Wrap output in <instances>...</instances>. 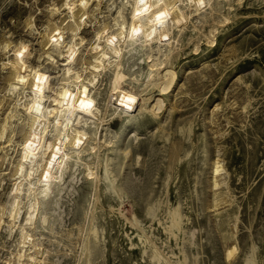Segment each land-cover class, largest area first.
<instances>
[{"label":"rangeland","instance_id":"1","mask_svg":"<svg viewBox=\"0 0 264 264\" xmlns=\"http://www.w3.org/2000/svg\"><path fill=\"white\" fill-rule=\"evenodd\" d=\"M131 1L100 0L94 15L85 18L79 31L83 42L74 53L73 66L81 73L75 78L78 86L90 76L80 63L92 60L96 32L107 26L113 33L119 9L128 22ZM61 2L0 0V134L5 126L0 138V264H33L27 255L41 264H264V0H212L200 16L191 14L156 56L176 74L167 94L146 87L147 49L131 45L124 51L123 88L140 100L150 99V106L160 97L157 113L141 114L132 107L114 113L113 67L106 66L92 90L101 122L83 126L94 143L77 160L54 161L37 194L34 228L27 229L30 245L22 247L20 223L33 195L22 186L14 224L7 213L28 126L27 112L22 106L14 109V102L25 100L29 106L32 99L27 89H9L7 63L19 53L24 67L39 66L46 76L43 98L57 87L64 58L48 49L55 59L47 61L42 36L54 25L71 22ZM18 44L22 47L16 52ZM166 52L177 58L168 59ZM125 114L131 119L127 123ZM18 253L25 254L22 261Z\"/></svg>","mask_w":264,"mask_h":264},{"label":"bare ground","instance_id":"2","mask_svg":"<svg viewBox=\"0 0 264 264\" xmlns=\"http://www.w3.org/2000/svg\"><path fill=\"white\" fill-rule=\"evenodd\" d=\"M127 1L128 0H122L124 4H126ZM211 1L212 0H132L131 4H129L131 17L128 22H125L122 16V10L119 9L114 21V25H116L115 31L113 33H108L107 26H104L96 32V42L90 47L93 51L92 60H83V62L80 63L81 71L87 68V70L90 71V76L88 78L84 77L82 86H78L75 78L79 77L78 74L80 72L74 68L73 63L76 59L74 53L78 49L79 44L83 42V39L79 37V31L81 26L84 25L85 18L87 17L88 20V16L94 15L97 11L100 0H63V2H61V7L68 10L71 22L65 25V27H63V25L60 26V24L59 26H52L49 31L46 29L47 32L43 33L42 37L44 47L46 48L47 46L44 51V58L47 61L53 62L55 58H52L48 49L56 50L59 57L64 58L63 61L65 64L63 65L65 68L63 69L60 83L57 84L56 88L51 87L49 90L50 93L45 96V98H43L44 95L42 94V90L46 76L40 71L39 66L24 67L19 53L13 60L8 61L9 71H11L9 89L11 91H16L21 88L23 92L27 89L30 91L27 95L32 99L29 106H26L27 104L24 99L22 102L21 100L14 102V109H16L17 106H22L24 111L27 112V114H25L28 116V126L27 130L23 128L26 132L21 140L20 158L14 172V176H16L18 181L14 184L12 201L7 213V217H9L13 223L18 218L20 211V197L23 192L22 186L26 185L25 193L27 195H33L26 212V217L24 216L25 218L21 222L22 224L20 223L19 235L22 247H25L24 245L31 241V235L27 232V229L31 230L34 228L39 204L37 194L47 184V179L53 168L54 161L57 159L67 161L72 158L77 160L84 152V149L90 147L94 143H89L92 138L88 136L83 126L91 120H99V122H101V118L97 116L99 110L95 106L96 104L94 103L92 95V90L101 72L105 71L106 66L113 67L112 74L114 80L111 88L112 98L110 104L114 106V113L122 115L127 112L126 109L131 107L141 114H149L150 112L157 113L154 112V110L159 111L162 107V100L160 97L156 98L155 102H152L153 104L150 106L147 102L150 99L142 98L140 100V98H138L139 95L134 93V91L123 88L122 83L125 81L126 77L120 67L121 57L124 51L131 45L147 49L148 55L146 57L150 59L148 61L150 72L147 74L149 81L147 80L148 84L146 83V87L157 90L160 95L167 94L174 84L176 74L173 70L166 68L164 60H160L156 56L161 52V47L171 44L174 31L179 32L182 25L187 22L191 14L199 15L202 9L211 6ZM90 2L92 3L89 5ZM93 2L96 3L94 4ZM181 6L188 9L189 13L184 11ZM52 11L56 12L58 8L53 7ZM212 32L213 30L210 31V34ZM67 34L69 39L66 38ZM201 37L202 36H200V38ZM76 40H79V42H76ZM207 42H212L210 36L207 37ZM7 47L10 46H4L5 49ZM21 47L22 45L18 44L14 47V51L19 52ZM154 48H156V52L153 54L152 51ZM138 51H141V49ZM153 55H155L154 58ZM166 57H168V59H173V57L177 58V56L169 52ZM85 64L86 66H84ZM154 72L155 75L152 76L151 74ZM127 115L128 114H125L123 116L125 123L131 120L129 117H126ZM13 116V114H10L7 118H12ZM125 123L122 125L123 128L128 125ZM4 129L5 126H3L2 130L4 131ZM3 131L0 134V138ZM112 146L113 144L109 145L108 151L113 150L112 148L114 147ZM106 161H108V159H106ZM86 167L88 168L87 175L92 178L91 175H93V171L90 170L88 165H86ZM104 170L105 175H107L108 168H106V166ZM218 170L219 166L217 165L214 167L213 172L216 173ZM31 180H34V184L32 185ZM3 213L4 211L0 209V221ZM229 254H231V251L228 255ZM24 257V253L17 254L18 261H22ZM26 257L27 261H30L29 263L33 261V264H41L42 262L41 260H36L35 257L31 255H27Z\"/></svg>","mask_w":264,"mask_h":264},{"label":"snow or ice","instance_id":"3","mask_svg":"<svg viewBox=\"0 0 264 264\" xmlns=\"http://www.w3.org/2000/svg\"><path fill=\"white\" fill-rule=\"evenodd\" d=\"M21 55H23V53H21Z\"/></svg>","mask_w":264,"mask_h":264}]
</instances>
